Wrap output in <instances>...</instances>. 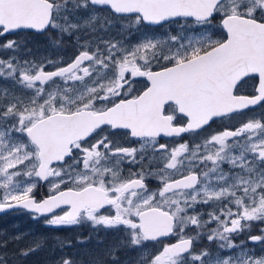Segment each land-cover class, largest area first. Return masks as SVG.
<instances>
[{
    "label": "snow or ice",
    "instance_id": "1",
    "mask_svg": "<svg viewBox=\"0 0 264 264\" xmlns=\"http://www.w3.org/2000/svg\"><path fill=\"white\" fill-rule=\"evenodd\" d=\"M14 210L90 228L48 264H264V0H0ZM26 235L0 231V264L47 246Z\"/></svg>",
    "mask_w": 264,
    "mask_h": 264
},
{
    "label": "rangeland",
    "instance_id": "2",
    "mask_svg": "<svg viewBox=\"0 0 264 264\" xmlns=\"http://www.w3.org/2000/svg\"><path fill=\"white\" fill-rule=\"evenodd\" d=\"M133 39H135V37ZM46 44H47V41L45 40V38H41V39H38L36 42L34 40H32V44H30V46L35 48L38 45L40 47V51L41 52H46L47 51V49L45 47ZM74 54H75V50L71 46L67 47L65 49V51L63 52V55L65 57H71ZM248 90H250V89H248ZM234 123H239V121H234ZM221 127H222V125H220L218 123V125L215 126V129H219ZM47 191H48V189H47ZM24 218L31 219L30 217H24ZM34 223H36V224H34ZM34 223L30 222V223L27 224V225L30 224V226L34 225V227H31V228L27 227V231L23 232V233H27L28 234V235L25 236V241L30 240L32 238H37V237H47L46 241H51V244L47 245L45 247V249H43V250L37 252L36 254L30 256L29 258H27V260L25 261V264H48L49 261L55 260L56 257L60 255V252H59V250H57L55 253H53L51 251L52 237L53 236L67 237V238L71 239L75 243V240H76L77 236H81V237L87 236L89 231H90V228L88 226H86V225H82V227L79 226L78 228L77 227H73V228H67V229H51V228L45 227L44 224L41 221L34 222ZM12 227H14V226H11V228ZM1 229H2L3 232H6V233H8L10 235H14L7 228H1ZM35 229L38 230L39 233H36ZM100 235L103 236L104 233L101 232ZM109 235H111V233ZM109 235L106 237V241L105 242H107V241L112 239V236L110 238H108ZM25 241L21 242L22 243V247L24 246ZM93 244H94V242L90 243L86 247L91 248V247H93ZM82 247H85V246L76 245V249L77 250L82 248ZM67 251H68L69 254H71V252L73 250L69 249Z\"/></svg>",
    "mask_w": 264,
    "mask_h": 264
},
{
    "label": "flooded vegetation",
    "instance_id": "3",
    "mask_svg": "<svg viewBox=\"0 0 264 264\" xmlns=\"http://www.w3.org/2000/svg\"><path fill=\"white\" fill-rule=\"evenodd\" d=\"M29 39L31 41L34 40L36 42L38 39H40V37H30ZM242 91H244V89H242ZM217 125H218V123L216 125H214L213 127L215 128V126H217ZM46 194H47V188L46 187H41L40 189H38V198H39V196H43ZM24 217H30V214L23 212V211H15V210L8 212V213L0 214V231H2L1 228H7L8 230H10L12 232V234H16L18 232L23 233L24 231H27V227H29V228L34 227V225H32V226H30V224L27 225L28 223L39 222L36 220L26 219ZM34 224H36V223H34ZM11 226H14V227L11 228ZM64 229H67V228H64ZM35 232L39 233V231L36 229H35ZM256 232H258V229L254 230V234ZM111 236L112 235H109L108 238H110ZM241 238H243V237H241ZM21 242H20V246L22 247ZM49 244H51V241H46V245H49ZM10 247H11V245H10Z\"/></svg>",
    "mask_w": 264,
    "mask_h": 264
}]
</instances>
